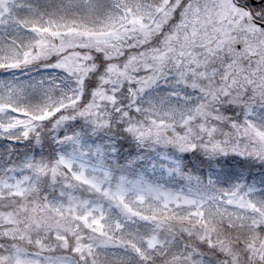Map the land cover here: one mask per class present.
<instances>
[{"label": "snow or ice", "instance_id": "snow-or-ice-1", "mask_svg": "<svg viewBox=\"0 0 264 264\" xmlns=\"http://www.w3.org/2000/svg\"><path fill=\"white\" fill-rule=\"evenodd\" d=\"M0 264H264V0H0Z\"/></svg>", "mask_w": 264, "mask_h": 264}]
</instances>
